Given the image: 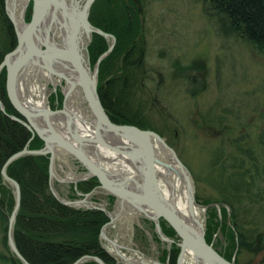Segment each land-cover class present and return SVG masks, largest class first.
Wrapping results in <instances>:
<instances>
[{
	"label": "trees",
	"instance_id": "16d2710c",
	"mask_svg": "<svg viewBox=\"0 0 264 264\" xmlns=\"http://www.w3.org/2000/svg\"><path fill=\"white\" fill-rule=\"evenodd\" d=\"M200 3L203 14L216 23L221 36L240 39L264 58V0H200ZM142 13V0L91 2L88 22L114 38L110 51L98 63L96 89L111 121L151 129L162 137L140 111L142 95L149 94L144 85L148 70L143 62ZM30 17L31 2L25 12V21ZM109 42L110 39L107 41L91 33L86 45L90 67ZM15 45L14 27L5 12L4 0H0V62ZM192 67L180 66V69L187 74ZM193 80L194 77L190 81ZM5 82L6 70L2 68L0 100L6 113L21 118L8 100ZM55 94L52 95L55 103L50 109L60 108L61 95L58 91ZM5 112L0 110V232L6 252L0 251V262L22 264L7 243L8 216L14 206V195L1 168L11 154L26 144L29 149H39L43 140L37 135L31 138L30 130ZM224 114L221 112V119L215 122L203 117L204 127L200 122L202 128L210 124L220 127L211 135L216 141L206 162L208 174L200 177L202 184L214 191L215 196L198 201L194 195V199L204 205L219 204L218 211L213 204L205 207L203 238L225 258L232 257L235 264H239L237 257L242 250L264 253V105L256 108L247 120L238 115L226 118ZM47 169L48 154H25L6 166L7 175L20 187L13 237L21 255L30 264H70L82 255H95L105 264H120L99 239L100 228L108 221L106 214L99 209L72 207L57 201L48 189ZM194 178L196 180V176ZM69 185L73 192L83 194L91 191L96 182L90 177ZM107 198L113 200L111 195ZM158 224L161 232L172 240L169 247L163 249L160 259L165 264H176L178 238L162 218L158 219ZM217 229L221 239L213 236ZM79 264L97 263L84 260Z\"/></svg>",
	"mask_w": 264,
	"mask_h": 264
},
{
	"label": "water",
	"instance_id": "95a60500",
	"mask_svg": "<svg viewBox=\"0 0 264 264\" xmlns=\"http://www.w3.org/2000/svg\"><path fill=\"white\" fill-rule=\"evenodd\" d=\"M92 1H81L79 17L75 22L73 16L67 12L64 0H26L24 8L19 12L21 21L18 23L16 8H14L17 0H4L5 12L14 27L16 45L3 56L0 62V71L2 68L6 70V94L21 118L6 113L1 100L0 110L10 118L23 123L30 130L31 138L37 135L43 140V146L39 149H29L26 144L21 150L14 152L6 159L1 168V174L12 187L14 195V206L8 216L7 223V243L10 250L22 264H30L18 251L14 242L13 227L20 206V187L14 179L7 175L6 166L25 154H48L47 170L50 193L64 205L99 209L106 214L108 221L101 226L99 239L100 241H107L112 246V252L120 258V264L145 263L142 258L132 261L125 257L119 251V245L104 235L106 225L113 221L119 211L124 208H126L123 210L124 213L140 212L150 219L157 236L167 244H170L172 240L161 232L158 219L162 218L173 229L178 238L177 245L179 248L176 264H183L184 257L194 264H235L232 257L230 259L225 258L211 244L205 242L203 226L198 217H192V221L197 224V227L188 225L183 221L172 203L164 198L161 193L155 171V165L159 163L155 156V144L163 148L171 164H174V166H170L172 171L176 174H182L189 202L193 203L197 209H205L204 205H199L195 201L190 174L177 158L173 149L153 130L132 124L113 123L106 116L97 94L96 74L98 63L110 51L114 38L88 22L87 14ZM30 2L31 17L29 21H25V12ZM53 26H61L67 34L66 50L47 43L48 31ZM79 26L89 32L85 45H79L78 42ZM93 32L101 35L107 41L110 39V42L106 50L97 57L90 67L86 45L89 43ZM54 53L55 57H66L70 61L77 76L76 82L70 81L63 72L56 69L54 62L58 59L53 61ZM29 68L47 72L48 81L53 86L55 84L51 78L56 77L58 80H63L64 85L68 79L70 89L75 87L81 94L84 109L93 122V135L81 134L77 129L71 127V116L64 107L67 92H62L60 108L50 109L47 105L46 107H34L24 103L18 92V84L23 80V76L26 75ZM60 116L64 122L63 126H61ZM98 148L121 157L130 166L133 173L121 176V172L114 171L112 167L114 166L112 163L113 156L102 157ZM66 155H71L79 160L85 169L83 174L73 178H60L55 174V156H61L63 160H66ZM90 177H95L99 187L113 196L114 202L118 204L117 212L113 216L101 204L86 199L93 189L87 193H78L77 199L70 200L61 197L52 184L53 178L75 184L77 181ZM84 260H93L97 264H105L95 255H82L70 264H79Z\"/></svg>",
	"mask_w": 264,
	"mask_h": 264
},
{
	"label": "rangeland",
	"instance_id": "374dc122",
	"mask_svg": "<svg viewBox=\"0 0 264 264\" xmlns=\"http://www.w3.org/2000/svg\"><path fill=\"white\" fill-rule=\"evenodd\" d=\"M79 1L81 4L82 0ZM142 8L143 62L148 70L144 85L149 96L142 95L140 111L145 121L162 133V139L189 172L193 195L199 198L198 201L214 197L215 192L202 184L200 177L208 174L206 162L216 141L211 135L220 127L210 124L202 128L199 127L200 122L204 127L202 119L205 116L215 122V119H221V112H225L226 118L238 115V118L247 120L256 108L262 107L264 58L240 39L221 36L216 23L203 14L200 0H142ZM180 66L193 67L186 74ZM28 75L26 80L29 87L37 86L38 89L39 84L45 86L43 93L49 108L55 103L52 95L56 91L62 100V80L60 82L54 77L57 84L53 86L40 76ZM192 77L193 82L190 81ZM24 91H19L23 101L27 98ZM33 97L36 99L37 95L33 94ZM75 103H78L77 100ZM74 110L78 116L82 114L76 108ZM86 119L89 120V117ZM54 171L60 178H73L84 173L70 155H66V160L55 156ZM52 184L63 198L73 200L79 197L78 191L71 190L70 182L53 178ZM67 195L73 198H67ZM107 195L105 190L97 187L86 199L101 204L113 216L118 204L110 201ZM197 204L204 205L200 202ZM211 204L218 211L219 204L213 202L206 205ZM123 210L126 208L106 225L104 235L117 243L119 251L132 261L142 258L147 263L165 264L160 256L170 244L157 236L150 219L140 212L124 213ZM217 215L220 219L219 212ZM205 218V209H198L203 233ZM214 235L220 238L219 229L215 230ZM101 244L120 262L107 241L101 240ZM0 251H5L1 232ZM263 256L264 253L242 250L237 259L239 264H264ZM183 264L194 263L184 257Z\"/></svg>",
	"mask_w": 264,
	"mask_h": 264
},
{
	"label": "bare ground",
	"instance_id": "6f19581e",
	"mask_svg": "<svg viewBox=\"0 0 264 264\" xmlns=\"http://www.w3.org/2000/svg\"><path fill=\"white\" fill-rule=\"evenodd\" d=\"M26 3V0H17V4H15L14 8H16V11L18 12L16 14V19L18 23H20L21 19L19 16V12L24 8ZM64 4L66 6L67 12L73 16V21L76 22L78 19V13L80 9V1L79 0H64ZM21 25V24H20ZM68 25V22H67ZM22 26V25H21ZM20 26V27H21ZM46 29V27H45ZM44 29V30H45ZM69 29V26H68ZM48 38L47 43L55 46L57 48H64L67 49L66 46V38L67 34L63 31V28L61 26H53L48 31ZM78 42L79 45H85L87 42V37L89 35V32L86 31L82 26H79L78 30ZM53 57H55V53L53 54ZM56 58L58 59L57 61ZM66 57L57 56L53 59L54 65L58 71L63 72L70 81L76 82L77 76L76 73L73 71V67L70 63V61ZM29 72L27 75H39L40 77L44 78L46 81L49 80L47 77V72L40 71L37 69L29 68ZM23 76V80L19 82L18 84V92L22 89L26 94L27 98L25 99L24 103L29 104L34 107H46L45 104V97H44V87L39 84V88L37 89V86L29 87L28 86V80H26V76ZM41 79V78H40ZM68 79L65 82V85L63 84V91L67 92L66 98L64 100V107L65 110L70 114L71 118L76 117L79 121L77 124V130L81 134H94V128H93V122L91 121L90 117L88 119H84L82 116H78L74 110L77 105H75V101L77 100L78 103H82V97L80 92L73 87L70 89V84ZM51 81L54 84H57L55 78H51ZM61 82V80H59ZM63 81V80H62ZM59 82V83H60ZM58 83V84H59ZM33 94L37 95V98L35 99L33 97ZM75 94V95H74ZM61 116H60V122H61ZM77 121V120H76ZM71 122V119H70ZM71 127L75 128V126ZM98 152L102 157H112V163L114 166V171L121 172V176L130 175L133 173L130 166L122 160L121 157L115 155L112 152H109L107 150H103L102 148H98ZM155 150V156L159 163L155 165V171L157 173V180L158 185L160 188L161 193L163 194L164 198H166L169 202L172 203L178 214L181 216L183 221L187 223L188 225L192 227H197V224L192 221V217H198V209L194 206L193 203L189 202L188 195L185 190V182L182 174H176L171 169V161L169 160L168 156L164 153L163 148L157 144L154 146ZM174 166V164L172 165ZM123 172H122V171ZM145 264H153V263H147Z\"/></svg>",
	"mask_w": 264,
	"mask_h": 264
},
{
	"label": "flooded vegetation",
	"instance_id": "af4514ba",
	"mask_svg": "<svg viewBox=\"0 0 264 264\" xmlns=\"http://www.w3.org/2000/svg\"><path fill=\"white\" fill-rule=\"evenodd\" d=\"M146 75H147V73H146ZM96 84H97V80H96ZM76 105H77V107H76V109L78 110V111H80L82 114L80 115V116H82V117H84V119H86V118H88L89 117V115L87 114V112L85 111V109H84V105L81 103H76ZM102 105V104H101ZM102 108H103V106H102ZM103 110H104V112H105V114H106V116L108 117V119L111 121V119L109 118V116H108V113L106 112V110L103 108ZM77 120V121H76ZM113 122V121H112ZM79 123V121H78V119L76 118V117H73V118H71V124H72V126H75V129H77V124ZM113 123H115V122H113ZM63 124H64V122H63V120H61V126H63ZM117 124H120V123H117ZM71 156V155H70ZM61 157V156H60ZM72 158H74L78 163H79V165L82 167V169H83V171H85V169H84V167L82 166V164L79 162V160L77 159V158H75V157H73V156H71ZM86 180V179H85ZM81 181V180H80ZM94 181L96 182V185L93 187V191H95L96 190V188L98 187V188H100L99 187V183H98V181H97V179L94 177ZM100 189H102V188H100ZM103 190V189H102ZM109 195V194H108ZM113 201H114V198H113ZM114 206H115V204H114ZM183 263H184V260H183Z\"/></svg>",
	"mask_w": 264,
	"mask_h": 264
}]
</instances>
